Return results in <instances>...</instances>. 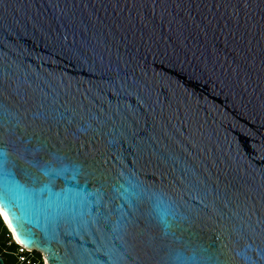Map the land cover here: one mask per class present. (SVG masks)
<instances>
[{
    "label": "water",
    "instance_id": "95a60500",
    "mask_svg": "<svg viewBox=\"0 0 264 264\" xmlns=\"http://www.w3.org/2000/svg\"><path fill=\"white\" fill-rule=\"evenodd\" d=\"M0 151L47 264H264V0H0Z\"/></svg>",
    "mask_w": 264,
    "mask_h": 264
},
{
    "label": "snow or ice",
    "instance_id": "6c2138e0",
    "mask_svg": "<svg viewBox=\"0 0 264 264\" xmlns=\"http://www.w3.org/2000/svg\"><path fill=\"white\" fill-rule=\"evenodd\" d=\"M4 160V153L0 151V219L7 218L9 220V223L13 225V231L17 233V238L25 246H36L35 235L21 228L15 209L24 207L30 216L46 220L51 218L54 213L49 211L50 204L46 205L36 198L34 189H29L21 184L13 173L4 168ZM33 167L39 169L49 178L60 174L59 172L51 173L47 166H41L36 162L33 163ZM45 190H48L46 186L41 189V191Z\"/></svg>",
    "mask_w": 264,
    "mask_h": 264
},
{
    "label": "built area",
    "instance_id": "2783aa9c",
    "mask_svg": "<svg viewBox=\"0 0 264 264\" xmlns=\"http://www.w3.org/2000/svg\"><path fill=\"white\" fill-rule=\"evenodd\" d=\"M8 238L12 242V238L9 237L7 234ZM16 252H15V258H16V264H47V262L44 260L43 256L40 254L39 260L34 259L31 255V253L34 252V250H28L24 248L21 245L16 244Z\"/></svg>",
    "mask_w": 264,
    "mask_h": 264
},
{
    "label": "rangeland",
    "instance_id": "374dc122",
    "mask_svg": "<svg viewBox=\"0 0 264 264\" xmlns=\"http://www.w3.org/2000/svg\"><path fill=\"white\" fill-rule=\"evenodd\" d=\"M10 245H11V241L9 240L7 233H5L4 230L2 229V227L0 226V252H2V254L3 253L5 254V252H7L11 256H13V258H15V252H9L7 250V247H9ZM31 255L34 259L39 260L40 255L38 256V254H35V253H33V254L31 253ZM13 264H16V259H15V262Z\"/></svg>",
    "mask_w": 264,
    "mask_h": 264
},
{
    "label": "trees",
    "instance_id": "16d2710c",
    "mask_svg": "<svg viewBox=\"0 0 264 264\" xmlns=\"http://www.w3.org/2000/svg\"><path fill=\"white\" fill-rule=\"evenodd\" d=\"M0 226L2 227V229L4 230V232L7 233L9 235V237H11L10 234H9V232L5 229V227H4L3 222H2L1 219H0ZM16 247H17L16 243L12 240L11 245L9 247H7V250L9 252H16L17 251L16 250ZM33 253L38 254V256L40 255L36 251H34ZM0 256L3 258L4 264H13L15 262V259H16V258H13V256H11L10 254H8L7 252H5V254L4 253L2 254V252H0Z\"/></svg>",
    "mask_w": 264,
    "mask_h": 264
},
{
    "label": "bare ground",
    "instance_id": "6f19581e",
    "mask_svg": "<svg viewBox=\"0 0 264 264\" xmlns=\"http://www.w3.org/2000/svg\"><path fill=\"white\" fill-rule=\"evenodd\" d=\"M1 220L3 221L4 225L7 227V230H8V232H9V234H10L12 240H13L16 244L23 246V245L17 240V238H16L15 235L13 234L12 230L10 229V227H9V225H8V223H7V219H6V218H3V219H1ZM24 248H26V247H24ZM26 249H27V248H26ZM28 250H29V249H28Z\"/></svg>",
    "mask_w": 264,
    "mask_h": 264
}]
</instances>
